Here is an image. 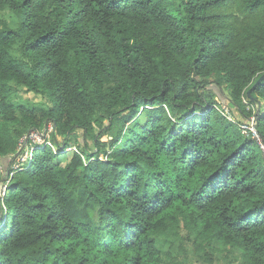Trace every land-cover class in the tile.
<instances>
[{
  "label": "trees",
  "instance_id": "1",
  "mask_svg": "<svg viewBox=\"0 0 264 264\" xmlns=\"http://www.w3.org/2000/svg\"><path fill=\"white\" fill-rule=\"evenodd\" d=\"M263 76L264 0H0V264H264Z\"/></svg>",
  "mask_w": 264,
  "mask_h": 264
},
{
  "label": "rangeland",
  "instance_id": "2",
  "mask_svg": "<svg viewBox=\"0 0 264 264\" xmlns=\"http://www.w3.org/2000/svg\"><path fill=\"white\" fill-rule=\"evenodd\" d=\"M248 94H249V91H248ZM250 95V94H249ZM18 97L19 98H21V102L22 103H26V102H30V103H34V104H38V103H44V105H45V100L41 97V96H38V95H35V94H33V93H29L26 89H24V90H21L20 91V93H19V95H18ZM247 97L246 96H244V102L246 103V104H249V101L246 99ZM223 104V105H222ZM220 106H219V110H222L223 111V107H224V105L225 106H228L229 107V109H230V112L231 113H233L234 114V116H235V114L238 116L239 114L237 113V110H236V108H234V107H232V106H230V105H228V104H226V103H222ZM249 108L250 109H256V110H258L257 109V106H255V107H253V106H251V105H249ZM232 114V115H233ZM254 119V120H253ZM229 120V119H228ZM253 120V122H251ZM230 121V120H229ZM230 122H232V121H230ZM239 122V121H238ZM257 121H256V119L255 118H251L250 120H249V122H245V123H242V124H244L245 126H248V127H250L252 124L254 125L255 123H256ZM233 123V122H232ZM240 129H241V126H240ZM241 131H242V133L245 135V136H247V137H249L248 136V130L247 129H245V131H243V129H241ZM259 133V132H258ZM53 135H56V131L53 129V125L52 124H49V125H46V127L45 128H40L39 130H36V131H31L30 132V135L29 136H27L25 139H23L22 140V146H24V147H22V150H25V154H24V159L23 160H27V159H29V157L31 156V154H32V149H34V148H36V147H39V146H42V145H44V144H47L51 149H53V147L55 148V151L57 150V147H56V144H54V143H52V141H51V137L53 136ZM57 136V135H56ZM259 136H260V134H259ZM251 138H253L254 140H256V142L258 143V145H259V147L262 149V152H263V154H264V150H263V147H262V145L264 146V144L262 143V145L260 144L261 142H259L257 139H255L253 136H250ZM260 139H261V137H260ZM56 140H57V145H59V146H61V145H63V137L62 136H57L56 137ZM261 141H262V139H261ZM48 142H51L52 143V147H51V145L50 144H48ZM29 143H32V145L31 146H29V147H27V145L29 144ZM90 143V142H89ZM90 145L92 146V147H94V145H93V143H90ZM74 148H70V149H68L67 150V153H68V151L70 152L71 150H73ZM54 150V149H53ZM67 163V160H66V158H63V160H62V165H65ZM23 166V165H22ZM160 249H161V251H162V256H163V258L164 259H167L168 258V248L167 247H165L164 246V244L163 243H161L160 244ZM175 252H177V253H179L178 252V246H176V248H175ZM214 258V257H213Z\"/></svg>",
  "mask_w": 264,
  "mask_h": 264
},
{
  "label": "built area",
  "instance_id": "3",
  "mask_svg": "<svg viewBox=\"0 0 264 264\" xmlns=\"http://www.w3.org/2000/svg\"><path fill=\"white\" fill-rule=\"evenodd\" d=\"M230 121H232V122H235L234 121V117H233V115H232V113L230 112V109H229V107L228 106H225L224 105V107H223V111L222 110H220ZM254 120V119H253ZM253 120L251 121V122H253ZM240 126H241V129H243V131H245V129H247L248 130V136L250 137V136H253L255 139H257L259 142H261L260 144L262 145V141H261V139H260V136H259V133H258V130H257V128H256V123L253 125H251L250 127H248V126H245L244 124H240ZM54 129V128H53ZM48 144H50L51 145V147H52V143L51 142H48ZM45 145H47V144H45ZM262 147H263V150H264V146L262 145ZM53 149H54V151H55V148L53 147ZM31 157V156H30ZM30 157H29V159H30ZM24 159V157L22 158V163H25V162H27L29 159H27V160H23ZM20 167V170L22 169L21 168V166L20 165H18L16 168H19Z\"/></svg>",
  "mask_w": 264,
  "mask_h": 264
},
{
  "label": "water",
  "instance_id": "4",
  "mask_svg": "<svg viewBox=\"0 0 264 264\" xmlns=\"http://www.w3.org/2000/svg\"><path fill=\"white\" fill-rule=\"evenodd\" d=\"M263 80H264V76L258 81V84H260ZM254 88L255 86L251 90H249V94L253 92Z\"/></svg>",
  "mask_w": 264,
  "mask_h": 264
}]
</instances>
